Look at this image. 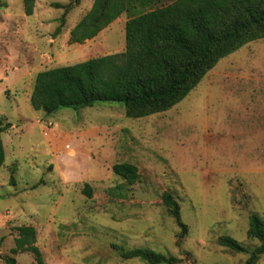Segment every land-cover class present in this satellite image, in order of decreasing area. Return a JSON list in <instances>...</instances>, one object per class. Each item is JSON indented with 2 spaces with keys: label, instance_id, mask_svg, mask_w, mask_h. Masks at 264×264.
I'll use <instances>...</instances> for the list:
<instances>
[{
  "label": "rangeland",
  "instance_id": "rangeland-1",
  "mask_svg": "<svg viewBox=\"0 0 264 264\" xmlns=\"http://www.w3.org/2000/svg\"><path fill=\"white\" fill-rule=\"evenodd\" d=\"M93 1L36 0L27 17L22 0H0V121L12 125L0 131V264H36L31 253L11 252L22 226L36 230L46 264H147L123 260L113 246L177 264H245L259 246L247 237L249 218L264 222V39L220 60L164 113L129 119L114 103L33 111L39 72L123 52L126 21L175 0L129 1L96 39L69 45ZM54 4L70 6L58 35L65 10ZM122 163L138 170L134 184L113 173ZM223 236L245 252L219 246Z\"/></svg>",
  "mask_w": 264,
  "mask_h": 264
},
{
  "label": "trees",
  "instance_id": "trees-1",
  "mask_svg": "<svg viewBox=\"0 0 264 264\" xmlns=\"http://www.w3.org/2000/svg\"><path fill=\"white\" fill-rule=\"evenodd\" d=\"M134 0H94L90 10L70 31L68 44L82 45L96 38L122 14ZM141 1V0H135ZM25 16L33 15L36 0H22ZM65 10L60 18L58 35L70 6L54 4ZM264 39V0H175L125 23V50L121 53L89 59L74 65L39 72L29 99L35 112L53 115L63 109L79 111L96 104H120L126 118L141 119L164 113L182 102L216 64L244 45ZM0 121V131L11 128ZM5 152L0 139V168ZM115 175L134 184L138 170L130 164L113 166ZM84 193L91 196L89 186ZM167 207L182 233L177 202L163 195ZM12 254L31 253L36 264H46L37 247L36 230L17 228ZM247 237L259 246L245 264H255L264 255V222L249 218ZM218 245L232 252L245 248L229 236ZM123 260L139 259L147 264H177L178 260L145 249L125 251L113 246ZM7 264H16L8 258Z\"/></svg>",
  "mask_w": 264,
  "mask_h": 264
},
{
  "label": "crops",
  "instance_id": "crops-1",
  "mask_svg": "<svg viewBox=\"0 0 264 264\" xmlns=\"http://www.w3.org/2000/svg\"><path fill=\"white\" fill-rule=\"evenodd\" d=\"M108 28H109V27H108ZM108 28H107V29H108ZM107 29H105V30H107ZM105 30H103V31H105ZM103 31H102V32H103ZM102 32H101V33H102ZM95 39H96V38H95ZM93 40H94V39H93ZM91 41H92V40H91ZM87 42H89V41H87ZM77 46H79V45H77ZM104 56H105V55H104Z\"/></svg>",
  "mask_w": 264,
  "mask_h": 264
}]
</instances>
